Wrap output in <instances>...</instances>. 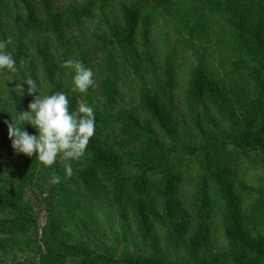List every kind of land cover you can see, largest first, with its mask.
I'll return each mask as SVG.
<instances>
[{"label":"trees","instance_id":"obj_1","mask_svg":"<svg viewBox=\"0 0 264 264\" xmlns=\"http://www.w3.org/2000/svg\"><path fill=\"white\" fill-rule=\"evenodd\" d=\"M114 1L87 0L83 6L73 2L68 7H57L55 10L52 0H40L47 12L44 20L38 21L37 11L33 8L24 28L11 33L7 30V18L1 17L3 21L0 19V26L4 30L0 32V40L10 39L6 50L11 52L18 69L15 74L0 75V264H4L1 257L24 251L37 255L34 256L36 264H60L59 261L71 256L78 259L76 264H123L97 256L87 244L75 249L61 240L64 235L74 237L70 231L77 235L75 228L69 231L65 229L69 224L85 228L82 233L88 235L87 226H78L76 216L97 204L100 209L106 206L108 211H115L113 213L123 218L132 214L137 224L141 219L146 227H149L150 215L154 224L158 225L163 224L164 216L171 220L177 211H184V221L195 227L197 235H200L196 246L224 250L223 257H215L219 263L264 264V188L245 200V190L241 186L236 192L234 184L230 186L228 183L226 174L242 168L245 159L249 164L254 161L256 156H253L252 150L262 143L264 128L253 131L251 127H239L235 122L239 106L230 92L222 88L220 82L203 67L189 72L185 99L194 106L204 107L217 120L211 126L203 120L199 123V126L207 128L208 134L200 169L194 170L195 175L190 171L181 173L177 165L170 162L168 155L162 152L156 136L148 131L153 124L166 121L168 107L165 99L171 98L177 88V74L170 65L173 62L171 54H168V65H165L163 72L165 85L149 91L141 89L131 112L122 111L113 115L109 111H102L100 101L89 97L96 91L95 87L88 90L89 101L85 102L94 109L95 131L89 140L91 147L87 148L88 153L71 161L70 175L65 174V161L46 167L35 159V155L28 157L17 154L11 147L5 122L10 123L11 119L15 121L17 112L28 111V105L33 100L27 93L26 84L21 96L19 89H14L17 81L31 78L40 95L44 90L46 95L58 92L63 86V79L72 75L67 73L71 70L66 69L63 62L70 59L74 29H79L89 20L98 19L95 10L105 11ZM150 1L145 0L135 9L127 5L122 8V30L112 25V34H109L105 29L101 37L106 40L100 48V56L93 54L91 59V55L85 57L81 49L77 50L80 53L79 61L89 68L99 57L98 85L103 82L104 95L110 100L115 97L117 69L119 65L122 66L118 57L128 55V50L139 36L136 32H139L142 23L145 31L142 29L141 34L145 41L148 40L157 15L149 7ZM200 1L228 13L238 28L248 21L254 23L250 39L257 45L260 54L253 59L255 67L253 65L252 70L245 74L252 77L251 86L254 89L248 112L264 116V0H176L184 26L188 27L189 23L193 27L197 22L192 13L199 8ZM99 2L100 7H97L96 3ZM27 4L30 2L27 1ZM105 17L102 15L100 21L109 24V18L103 19ZM24 29H31L34 36H27L23 33ZM116 38L118 48L114 45ZM244 40L249 39L245 37ZM75 101L74 97L69 105L70 110L77 107ZM139 114H142V118ZM25 130L29 134L36 133L27 123ZM126 144H131L142 156V168L127 169L119 162L121 150ZM229 144L233 146L231 149L228 148ZM7 155L12 160L9 168L3 166L8 161ZM258 155L260 161L256 169L262 167L264 170V149ZM53 172L62 177L60 183H50ZM184 178L189 183L184 182ZM192 185L195 187L193 191L189 192L188 197L184 196V188ZM28 189L35 191V196L48 211L41 233L34 218L35 210L27 194ZM159 213L162 215L159 216ZM220 238L223 246H220ZM250 247L257 251L249 258L245 248ZM242 254L245 259L239 260Z\"/></svg>","mask_w":264,"mask_h":264},{"label":"rangeland","instance_id":"obj_2","mask_svg":"<svg viewBox=\"0 0 264 264\" xmlns=\"http://www.w3.org/2000/svg\"><path fill=\"white\" fill-rule=\"evenodd\" d=\"M27 1L30 4H27ZM52 1L56 10L57 7L61 9L63 6L68 7L73 2L83 6L86 5L87 0ZM144 1L115 0L109 9L95 10L98 19L89 20L79 29H74V47L70 49V59L79 61L78 49H81L85 57L91 55V59L94 57L93 54L100 56V48L106 40L101 37L105 29L109 34H112V25L116 26V29L121 28L122 30L124 17L122 8L127 5L130 9H135ZM150 3L149 7L157 15L151 25L150 34L147 35L148 40L145 41L141 34L142 29L145 31V26L142 23L138 28L139 32H136L139 36L136 37L134 46L128 50V55L118 57L119 64L122 66L119 65L117 69L116 94L113 99L110 100L104 95L103 82L100 86L98 85L99 57L95 59L91 68L93 73H96L93 75L96 91L92 92L91 96H89L90 91L86 94L73 91L72 75L67 76L68 78L65 77L63 82L61 81L63 86L58 92L66 94L69 105L73 103L74 97L75 102L79 103L88 100L89 96L93 97V100L100 101V109H104L102 111H109L113 115L122 111L131 112L139 98L141 89L149 91L151 88L159 89L161 85H165L163 72L165 65H168V54H171L173 62L170 65L177 74V88L171 94V98L166 97L165 99L168 107L166 121L153 124L148 131L156 136L157 142L161 144L159 146L162 152L168 155L170 162L176 164L181 173L190 171L192 175H195L194 170L200 169V160L203 158L208 134L207 128L199 126V123L203 120L211 126L217 119L204 107L194 106L185 99L189 72L194 68L203 67L220 82L222 88L230 92L234 102L239 106L235 121L239 127H251L253 131L264 128V116L258 113L254 114L253 111L248 112L254 89L251 86L252 77L245 74L252 70L253 65L255 67L253 59L259 57L260 54L257 51V45L253 44L250 39L254 23L248 21L242 25V28H238L234 24V18L228 13L200 1L199 8L192 13V17L197 18V22L193 27L187 23V27L181 21L179 4L178 2L176 4V0H152ZM100 4L101 2L96 3L97 7H100ZM0 6V19L7 18L6 25L9 26L7 30L10 33L24 28V23H28L30 20L28 18L32 15L30 11L33 8L37 11L38 21H43L47 14L40 0H0ZM51 12L53 13V11ZM102 15L106 16L103 19L109 18V24L100 21ZM109 26H111L110 29ZM1 31L4 30L0 26ZM31 31V29H24L23 33L31 38L34 36ZM115 33L117 34V32ZM245 37L249 40L245 41ZM98 39L99 41H97ZM114 42L115 47L118 48V39L116 38ZM248 81H250L249 84ZM160 93L163 91L160 90ZM43 95H46L45 90L41 96ZM29 96L33 97V95ZM140 117L142 118V114ZM257 146L255 150H252V154L256 158L252 163L250 162L251 164L245 159L242 168L237 169L236 172L233 171V173L226 172L227 181L230 186L234 184L236 192H239L241 186L245 190L243 194L245 200L251 199L257 194L254 192L262 191L264 188V170L262 167L256 169L260 161L258 153L264 149V139ZM90 147L91 145L88 144L87 148ZM232 147L231 144L228 145L229 149ZM134 149L135 147H132L131 144H126L121 150L119 162L127 169L143 167L142 156ZM87 153L86 149L85 154ZM6 157L8 158V155ZM11 161L8 158L7 163L3 166L9 168ZM230 178L231 180H229ZM186 179L184 178V182L189 183V180ZM194 188V185L190 188L186 186L184 196L188 197L189 192H192ZM27 194L33 203L34 218L41 233L46 225L48 211L46 206L35 196L34 190L28 189ZM83 211L87 212L78 213L76 216L79 220L77 225H86L89 231L88 235L82 233L85 228L81 229L74 224H69L65 229L69 231L75 228L77 235L75 236L74 231H70L74 237L64 235L61 236V240L68 247L75 249L82 244H87L97 256L108 260L119 261L123 264H221L216 261L215 257L224 256V250L218 251L216 248L204 249V247L196 246L200 235H197L195 227L184 221V211H177L171 220L164 216L163 224L158 225L154 224L153 217L150 215L147 223L149 227H146L140 218V222L137 224L132 214L123 218L113 213L115 211H108L106 206L100 209L99 204L87 207ZM163 213L165 215V211ZM160 214L159 216L162 215ZM220 241V246H223L221 238ZM238 249L240 252V244ZM256 251L251 247L245 248V253L249 258L253 257ZM34 256L37 255L31 251H24L1 257V260L4 264H36ZM241 259H245V255L242 254L239 260ZM77 262L78 259L75 256L59 261L60 264H76Z\"/></svg>","mask_w":264,"mask_h":264},{"label":"clouds","instance_id":"obj_3","mask_svg":"<svg viewBox=\"0 0 264 264\" xmlns=\"http://www.w3.org/2000/svg\"><path fill=\"white\" fill-rule=\"evenodd\" d=\"M10 39L0 40V75L15 74L18 69L11 52L6 50ZM72 72L73 91L86 94L95 84L93 71L83 63L73 59L63 62ZM17 81V80H10ZM14 89L24 94L26 84L28 95L39 93L32 80L17 81ZM11 147L17 154L33 157L46 167L58 161H65L66 175L72 172L71 161L80 159L87 149L89 140L95 131L94 109L86 102H79L74 110L69 108V100L64 92L50 95H33L28 111L17 112L16 120L5 122ZM31 125L35 134L25 130V124ZM22 125V126H21ZM62 177L52 173L50 183H60Z\"/></svg>","mask_w":264,"mask_h":264}]
</instances>
